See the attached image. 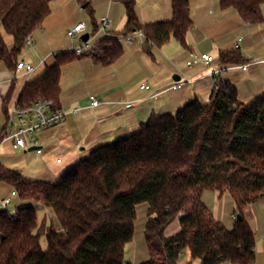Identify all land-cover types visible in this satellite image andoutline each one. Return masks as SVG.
Wrapping results in <instances>:
<instances>
[{
  "label": "trees",
  "instance_id": "obj_1",
  "mask_svg": "<svg viewBox=\"0 0 264 264\" xmlns=\"http://www.w3.org/2000/svg\"><path fill=\"white\" fill-rule=\"evenodd\" d=\"M51 1L0 0V63L10 71L17 70L26 37L51 13ZM79 1L93 14L91 0ZM120 1L127 17L122 31L100 35L98 48L90 52H55V61L27 80L18 101L45 97L60 105L65 64L85 55L110 64L124 53L122 36L136 31L143 33L149 52L172 37L188 46L191 0H172V17L155 22L140 20L137 0ZM263 3L220 0L222 8H235L249 23L264 20ZM93 23L97 28L95 18ZM4 32L13 37L11 46ZM219 60L233 64L243 57L235 47L222 51ZM0 180L36 202L19 207L15 216L0 212V264H132L125 260V248L143 203L149 257L138 264H178L186 248L199 264H254L257 238L244 209L264 196V91L244 101L235 85L217 77L208 102L195 98L175 113H153L136 132L96 147L54 182L28 178L1 161ZM207 189L232 196L233 227L204 201ZM36 204L52 209L61 228L40 224ZM175 219L180 230L166 235Z\"/></svg>",
  "mask_w": 264,
  "mask_h": 264
},
{
  "label": "crops",
  "instance_id": "obj_2",
  "mask_svg": "<svg viewBox=\"0 0 264 264\" xmlns=\"http://www.w3.org/2000/svg\"><path fill=\"white\" fill-rule=\"evenodd\" d=\"M74 1L52 0V12L40 26L41 32L38 35L48 34L54 28L50 19H54L55 12L57 10L61 11L69 4L73 3L75 5ZM91 2L96 9L100 10L98 18L108 16L112 19V23H115L118 20L117 15L122 13L121 22H126V9L122 1L91 0ZM103 6L108 8L107 13L102 10ZM136 8L141 20L144 22L166 20L173 15L172 0H137ZM262 11L264 15V3L262 4ZM191 16L194 24L187 33L188 46L185 47L179 42L178 44L174 42L169 48L168 46L166 48L163 47L165 52L168 49V53L172 56L170 57L169 55V57L174 62L171 74L179 76V79H174L173 77L174 81L171 80V75L169 74L166 75L164 81H161L158 78V71L143 72L148 81L142 82L137 90L133 88L128 78L121 73L123 62L115 63L116 61H121L122 56L112 62L119 65V73L115 76L113 73L110 74L111 63L104 64L91 55L82 56L65 64L62 68V91L59 100L60 106L67 114L59 123L44 128L37 133L41 143L44 145L43 153L40 155H36L33 149L29 150L28 148L15 146L14 138L4 137L7 117L6 107L9 108L18 101L25 83L34 77L30 76L28 78V74L24 71H19L24 76L25 81L18 87L20 93L13 100L18 71H10L4 63H0V161L9 167L17 169L28 178L54 182L65 171L88 157L96 147L112 143L120 137L136 132L140 124L146 121L153 113H175L195 98L208 102L214 90L217 77L228 80L235 85L239 97L244 101H248L253 96L263 92L264 20L259 23H249L241 17L235 8H222L220 0H191ZM79 22L87 23L82 20L75 21L74 24ZM72 24L70 20H64L60 24L61 32L68 30ZM34 36L35 33H32L33 42ZM128 36L130 40L134 37L133 34ZM240 36L243 39L240 42L238 51L242 55L243 60L233 64L221 63L219 60L221 52L235 48V43ZM142 40H145L144 37H142ZM134 52L140 54V47L134 46ZM202 53L212 55L213 60L210 62L201 61L193 65L186 72L192 82L189 84L184 83L183 75L178 73L179 70L176 67L178 66L177 59L186 60L185 63L187 64L192 54L200 55ZM19 60L33 64L31 61ZM47 60L43 59V63L46 66L48 65ZM243 65H247V68H243ZM216 68L220 69V71L214 76L212 71ZM178 81H182L184 84L180 87H175L174 85ZM142 84H146L147 87L142 88ZM90 94H96L101 98L102 103L99 106H92L89 100ZM6 96L7 101L5 103L4 98ZM128 102H131L130 106L126 105ZM76 109L78 111H75ZM75 142H84L85 147H89L90 153L82 157V155L77 154L73 150L67 155L66 161L60 157L52 160L55 153L66 150V148H68V152L72 150L73 148L71 147L74 146ZM85 147H80V149H85ZM27 151H33V158L35 159L34 168L30 170H27L21 164L22 161L15 158L16 156L26 155ZM13 190H16L14 186L0 180V212L3 210L16 212L19 207L33 204L31 200L22 199L18 191L16 195H12ZM210 190L207 189L203 192L204 201L213 211L215 217L223 221L227 227H233L234 222L231 224L226 223V204L223 206L220 203L225 194L220 195L219 192ZM9 196H12L11 201L4 208L2 202L4 198ZM231 199L229 200V203H231L230 210L234 212V201L232 197ZM209 200L215 202V209L210 206ZM12 203L14 207L10 209ZM233 215L235 216V213ZM244 215L256 233V261L254 264H264V196L253 203H249L244 209ZM180 228L181 225L177 219L176 222H172L167 227L165 234L172 235L178 232ZM127 244L130 246L126 245L125 248L126 261L138 264L149 257L145 235L143 243L134 242L133 238ZM128 253L129 257L126 258ZM197 260L199 264L200 260Z\"/></svg>",
  "mask_w": 264,
  "mask_h": 264
},
{
  "label": "rangeland",
  "instance_id": "obj_3",
  "mask_svg": "<svg viewBox=\"0 0 264 264\" xmlns=\"http://www.w3.org/2000/svg\"><path fill=\"white\" fill-rule=\"evenodd\" d=\"M74 2H75V5L73 3L69 4L68 6H66V8L62 9L61 11L57 10L55 12L54 19L53 18L50 19L53 23L54 28L50 30L48 34L38 35L41 32V29H40L41 27L37 28L33 32L35 33L34 42L32 43L26 42L21 52L18 54L19 59L31 61L33 63L32 65L35 66V71L31 74H28L27 75L28 78L30 76L36 77L37 75L41 74L46 69V65L45 63H43V59H48L47 60L48 65L54 62L55 60V57H54L55 54L53 53L54 51L60 52L67 48H72L75 44H79L81 42L80 40L81 34H77L76 36L71 37L66 32L67 30L61 32L60 24H62L64 20L65 21L70 20L71 23H73L72 26L75 25L74 24L75 21L76 22L82 21V20L86 21L87 23H86L85 31L91 33L92 36L96 35L93 37L92 41H95L97 37L102 35V33L97 31L98 28H95L94 23H93V18H96L97 21L101 19V17L98 18V14L100 13V10L96 9L94 4L91 2L94 8L93 14H91L90 11L86 7L82 6L79 0H75ZM107 9L108 8L106 6H103L102 8V10L105 11V13H107L108 11ZM51 12H52V5H51ZM125 17H126V13H125ZM117 18L118 20L115 23H112V19L110 18L111 24H110L109 30L122 31L125 28L126 22L125 23L121 22L122 13L118 14ZM140 20H141V17H140ZM133 35L134 37L131 38V40L129 39V36H122V44L124 46V53L122 55V60L116 61V62L114 61L116 64H119V62L120 63L123 62L122 63L123 65H121L122 67L121 73L124 74L126 78H128V81L132 83L133 88L138 90L142 82L148 81L145 78V75H144L145 73L143 72H152V71L157 72L158 71V74H159L158 78L161 81H164L166 75L169 74L171 75L170 77L171 80L174 81L173 74H171V69L174 67V62H172V60L170 59V57L172 56L168 53L169 52L168 49H166V52H165L163 47L166 48L168 46L169 48V46L174 42L175 43L177 42L178 44V41L174 37H172L169 40V42H167L165 45L161 47L152 46L151 52H149L146 49L145 40L144 41L142 40L143 36L140 35V31L134 32ZM4 37L8 45L11 46L13 44L12 35L10 33L4 32ZM37 38H38V41H37ZM134 46L140 47L141 49L140 54L134 52ZM182 61L183 60L181 58H178L177 59L178 66L176 67L179 70L178 73L183 75L182 76L183 82L186 84L187 83L189 84L192 82V80L191 78H189L190 76L189 77L187 76L188 74L186 72H188V70L192 68V66L191 67L188 66L185 63L186 60L183 62ZM115 63H111L110 65L112 66L110 68V74L113 73L114 76L117 75V73H119L118 72L119 65H116ZM112 64H115V65H112ZM23 81H25L24 76H22L21 73L17 72L16 81H15L16 88L13 93L14 96L12 97L13 100L18 97L20 93L18 87L22 84ZM16 125L18 124L16 123ZM80 147H85V143L75 142L74 146L71 147L73 148L72 150L68 152L67 151L68 148H66V150L57 152L54 154L52 160L56 159L57 157H60V158H63L64 161H66L67 160L66 157H68L67 155L73 150H75L77 154L82 155V157L83 155H88L90 153L88 146L85 147V149H80ZM15 158L22 161L21 164L24 165L27 170L34 168L35 159L33 158V151H27L26 155L16 156ZM231 197L232 196L229 193H225V196L220 201V203H222L223 206H225L226 204L225 213H226V223L228 224L229 223L231 224L232 222H234L235 218H234L233 213H236L235 210L234 212L233 210H230L231 203H229L230 202L229 200H232ZM225 200L228 202L225 203L226 202ZM32 202L36 203L35 201H32ZM208 203L210 204L211 207H213V209H215L216 207L215 202H213L212 200H209ZM36 205L38 206L37 214H38V219H39L40 224L44 223L46 226L53 225L57 229L61 228V224L52 209L46 208V207L44 208L40 204L39 205L36 204ZM233 205L235 206L234 202H233ZM13 207H14V204L12 203L10 205V209ZM146 218H147V205L143 203L138 206V216L136 219V231L134 235V242H137V243L140 242V244L141 242L142 243L144 242L143 227H144V222ZM176 221L177 219H175L173 222H176ZM40 239H41V245L43 249H46L47 248L46 234L43 233ZM127 246L129 247L130 245L127 244ZM127 257H129V253L127 254L126 258ZM190 262L191 264H198V260L193 259L191 256L190 250L186 248L183 251L182 255L180 256L178 263L179 264H189ZM224 264H232V263L226 262Z\"/></svg>",
  "mask_w": 264,
  "mask_h": 264
},
{
  "label": "built area",
  "instance_id": "obj_4",
  "mask_svg": "<svg viewBox=\"0 0 264 264\" xmlns=\"http://www.w3.org/2000/svg\"><path fill=\"white\" fill-rule=\"evenodd\" d=\"M110 24V18L108 16H103L99 21H97V31L102 34H106L109 30ZM85 29V22H79L74 26L68 28L67 33L71 37H74L77 34L82 35L83 33H85ZM81 35V42L79 44H75L72 47V49L77 54H83L98 48L96 42L92 41L93 37L96 35L92 36V34L89 33V38L87 41H83L81 39ZM140 35L143 36V33L140 32ZM242 39V36L237 39L235 43L236 48L240 47V42L242 41ZM26 42H33L32 34H29L26 37ZM212 60L213 56L208 53H202L200 55L192 54V57L187 61V65L191 67L201 61L210 62ZM242 67L247 68V65H243ZM17 71H24L26 74H31L35 71V66L26 61L19 60V62L17 63ZM219 71L220 69L216 68L212 71V74L216 76ZM183 84L184 83L182 81H178L174 86L180 87ZM141 87L145 88L147 87V85L142 84ZM89 100L92 106H99L102 103L101 98H99L96 94H90ZM126 105L130 106L131 102L126 103ZM75 111H78V109H76ZM66 114L67 112L55 100L51 98L40 97L29 103H21L17 101L8 108L4 137L14 138L15 146H20L28 149L30 147H34V153L36 155H40L43 153L44 145L43 143H41L37 132L59 123ZM16 123L18 125H16ZM16 194L17 190H13L12 195ZM11 198L12 196L4 198L2 202L4 208L8 206ZM11 213L13 216H15L16 214L15 212Z\"/></svg>",
  "mask_w": 264,
  "mask_h": 264
},
{
  "label": "water",
  "instance_id": "obj_5",
  "mask_svg": "<svg viewBox=\"0 0 264 264\" xmlns=\"http://www.w3.org/2000/svg\"><path fill=\"white\" fill-rule=\"evenodd\" d=\"M83 6H84V5H83ZM88 38H89V32H85V33H83V34L81 35V39H82L83 41H87ZM173 77H174V79H179V76H178V75H174ZM32 149H34V147H30V148H29V150H32ZM238 217L240 218L241 215H238Z\"/></svg>",
  "mask_w": 264,
  "mask_h": 264
}]
</instances>
